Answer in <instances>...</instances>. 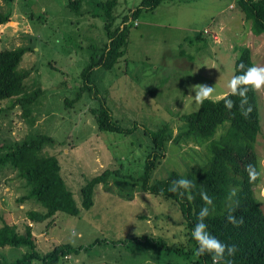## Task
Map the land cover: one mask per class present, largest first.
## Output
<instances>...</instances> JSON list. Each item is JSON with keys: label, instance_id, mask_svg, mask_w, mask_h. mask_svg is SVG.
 I'll return each mask as SVG.
<instances>
[{"label": "rangeland", "instance_id": "rangeland-1", "mask_svg": "<svg viewBox=\"0 0 264 264\" xmlns=\"http://www.w3.org/2000/svg\"><path fill=\"white\" fill-rule=\"evenodd\" d=\"M68 1L0 0V12L11 13L9 21L0 25V50L32 47L19 68L30 69L25 79L28 89L39 86L44 91L28 118L18 106L7 109L8 100L0 102L4 109L0 113V144L35 132L52 136L57 143L44 151L57 156L65 184L81 208L80 188L103 169L119 168L134 177L140 174L150 144L144 127L157 129L168 124L176 134L184 124L180 117L199 107L197 85L212 86L211 99L229 92L228 82L241 46L251 49L254 65L264 66V33L252 34L250 21L235 0H167L143 12L132 22L125 55L113 68L96 69L92 74L114 119L122 126L135 123L137 127L127 135L98 131L91 113L98 101L84 95L66 106L63 99L72 98L80 84V71L88 61L87 45L101 46L107 40L102 20L92 15L99 0L84 1L81 15L67 6ZM139 1L118 0L113 10L115 23ZM200 32L207 40L206 47L196 52V44H183L184 56H180L183 38ZM256 94L261 132L255 150L261 178L255 196L264 211V89ZM207 144L193 140L168 143L151 181L165 178L173 170L183 173L201 166L209 157ZM27 190L24 179L13 169H0V226L4 220L24 233L29 225L41 253L56 244L100 241L77 255H67L58 264H189L193 258L191 253L178 255L152 241L162 238L168 245L189 247L177 202L145 192L129 178L113 175L107 183L96 185L93 205L78 215L57 212L41 222L27 218V211L43 210L33 199L21 201ZM135 237L141 242H120ZM24 251L0 247V257L11 261Z\"/></svg>", "mask_w": 264, "mask_h": 264}, {"label": "trees", "instance_id": "trees-1", "mask_svg": "<svg viewBox=\"0 0 264 264\" xmlns=\"http://www.w3.org/2000/svg\"><path fill=\"white\" fill-rule=\"evenodd\" d=\"M84 1L86 0H69L67 6L81 15ZM164 1L167 0H140L136 6L121 16L119 23H115L116 15L113 12L118 0L95 1L92 15L102 20L107 40L101 46L94 43L87 45L88 61L80 71V84L74 91V96L65 97L63 101L66 106H70L84 95L98 101V106L91 109L98 131L127 135L137 127L135 123L131 126H122L114 119L106 96L99 94L92 74L96 69L109 70L114 67L126 53L132 22L143 12L154 10ZM235 1L245 19L250 21L252 34L264 33V0ZM10 16V11L0 12V25L7 23ZM187 43L191 46L196 44L194 51L198 52L206 47L207 40L201 32L185 36L179 43L180 56H184L182 46ZM32 49L29 46H18L0 50V102L8 100L7 109L18 106L22 115L27 118L32 116L33 108L44 92L39 86L28 89L25 79L29 76L30 69L19 68L23 55ZM189 59L193 60V56H189ZM241 62L245 64V70L254 65L248 46L239 48L234 61L233 75L242 74V70L238 68ZM228 93L218 99H205L202 104L199 103L197 110L181 116L184 124L174 135L170 132L168 124H163L157 129L144 127L150 144L145 152L140 174L134 177L131 174H124L119 168L103 169L87 179L80 188L81 208L65 184L57 156L44 151L45 147L57 143L48 134L29 133L18 141L1 143L0 169L9 167L19 178L24 179L28 190L22 195L21 201L33 199L43 208L42 211H27V218L32 222L44 221L57 212L78 215L81 209H88L93 205L94 187L100 183H107L114 175L131 179L133 186L138 185L139 189L145 192L177 202L189 247L168 245L162 238H152L158 246L167 247L178 255L193 254L189 264H213L209 253L202 256L194 255L198 245L192 237V230L198 222V214L203 207H207L209 215L204 222L208 226V231L226 245L236 246L234 255H228L225 251L220 264H264V211L255 196V187L261 178L255 150L256 140L261 132L257 94L256 90L249 86L247 100L243 105L241 97L230 96L234 106L229 110L225 107L223 99ZM249 107L251 112L247 117L243 116L242 111ZM2 110L4 109L0 108V113ZM220 128L221 131L218 133L217 130ZM185 140L208 143L209 157L205 163L198 167H190L183 173L173 170L165 178L151 181L152 172L166 155V145L168 143L179 145ZM248 165H252L257 173L254 180H250L246 171ZM181 178L192 181L193 187L190 190L181 188L177 192L170 191L173 181ZM233 189L236 190V194L230 197ZM202 193H206L212 199L211 205L205 203ZM231 209H234L231 214L238 221L242 219V223L236 225L229 223L227 217ZM132 240L141 242L137 237L120 242ZM97 243H100L97 239L88 245L61 243L41 253L36 249L29 225L25 226L24 233H20L15 225L3 220L0 226V247L25 248V251L11 261L0 257V264H33L34 261L39 264H58L67 255H77Z\"/></svg>", "mask_w": 264, "mask_h": 264}, {"label": "clouds", "instance_id": "clouds-1", "mask_svg": "<svg viewBox=\"0 0 264 264\" xmlns=\"http://www.w3.org/2000/svg\"><path fill=\"white\" fill-rule=\"evenodd\" d=\"M238 68L242 70V74L233 75L232 78L228 82L229 93L223 97L225 101V107L229 110L234 106V101L231 100L230 96H239L241 97V104L246 103L247 100V92L249 90V86L254 90L264 89V66H250L245 70V64L241 62L238 65ZM214 92V88L206 83H200L195 88V100L197 103L202 104L205 99H208L212 96ZM251 112V107H249L246 111H242V115L247 117ZM246 171L249 173L250 180H254L257 176L252 165H248ZM193 187L192 181L188 179H178L173 181L172 187L169 189L170 191L177 192L179 189L190 190ZM236 190L233 189L230 192V197L235 196ZM183 195V193H181ZM202 198L206 204L211 205L212 199L206 194L202 193ZM234 209L230 210V214L227 219L229 223L234 225L238 223H242L241 220H237L231 212ZM209 215V209L207 207H203L198 214V222L195 224L192 230V237L197 242L198 247L195 250L194 255L202 256L205 253H209L212 256L213 264H220V261L224 258L225 251H227L228 255H234L236 251L235 245H226L215 236H213L208 231V226L204 222L205 218ZM75 234V232L73 233Z\"/></svg>", "mask_w": 264, "mask_h": 264}, {"label": "crops", "instance_id": "crops-1", "mask_svg": "<svg viewBox=\"0 0 264 264\" xmlns=\"http://www.w3.org/2000/svg\"><path fill=\"white\" fill-rule=\"evenodd\" d=\"M204 28H206V29H207V27H204ZM204 28H203V29H204ZM202 34H203V33H202Z\"/></svg>", "mask_w": 264, "mask_h": 264}]
</instances>
